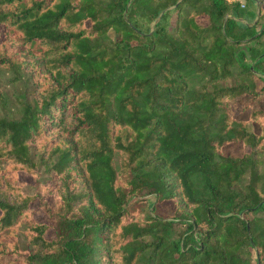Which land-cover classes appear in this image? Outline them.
Returning <instances> with one entry per match:
<instances>
[{
	"label": "trees",
	"instance_id": "16d2710c",
	"mask_svg": "<svg viewBox=\"0 0 264 264\" xmlns=\"http://www.w3.org/2000/svg\"><path fill=\"white\" fill-rule=\"evenodd\" d=\"M256 1L0 0V264H264Z\"/></svg>",
	"mask_w": 264,
	"mask_h": 264
},
{
	"label": "rangeland",
	"instance_id": "374dc122",
	"mask_svg": "<svg viewBox=\"0 0 264 264\" xmlns=\"http://www.w3.org/2000/svg\"><path fill=\"white\" fill-rule=\"evenodd\" d=\"M228 2H234V1H238L240 2L241 5L245 4L246 0H227ZM255 8H256V13L258 14L257 16H259L260 11H262V13H264V2H262V0H257L255 3ZM174 18H172L171 21V26H170V30H172L174 28V23H173ZM197 21L200 24H205L206 23V17L204 16H200L197 18ZM256 20H253L250 25L255 24ZM257 28L259 27V24L256 26ZM4 32H5V28L2 24H0V44L4 41ZM109 35L112 39L114 40H119L120 36L116 35L112 30L109 31ZM7 53L10 54L11 52H14L15 49L17 48V46H10L8 45L7 47ZM25 60H29L27 57H23ZM29 71L25 70V72L20 73L19 78L17 77L15 80H12V75L10 72H3L2 75L0 76V90L3 91L4 93H6V95L9 97L10 102H9V112L7 113V116L10 115H15L16 114V110L14 108H16L14 101H13V97L16 94H24L27 98L28 101H31V95L28 94V90L32 87H34V81L32 78H30L28 76ZM198 78L197 76H193L190 78L189 80V84L191 86H195L198 83ZM232 80L231 79H227L222 81L223 84L225 85H230L232 84ZM260 86H262L263 84L261 83V80H259L257 78L256 81ZM245 104H248L247 107H243ZM250 107H260L262 109H264V98L255 101L254 99H250L249 97H247L245 100H243L242 102H238V101H234L233 102V106L231 107V114L233 117H235L236 119H246L249 116V111H250ZM4 113L2 111V108L0 107V116H2ZM255 128V127H254ZM257 128V127H256ZM248 149H246V147L242 146L240 143L238 144H232V145H227L223 147V152L225 154L229 153L233 156H239L241 155L243 152H246ZM34 150L32 149V152ZM261 172H264V163L261 166ZM148 202H152V206L149 208V210L151 211V213L153 214H158L159 216L162 217H170L171 215H173L174 212V205L173 202L170 200L167 201H163L160 203L156 204V200L155 197L153 196H148L147 197ZM36 219L43 221V222H47V223H52V220L50 218H48L45 213L38 208L36 211Z\"/></svg>",
	"mask_w": 264,
	"mask_h": 264
}]
</instances>
